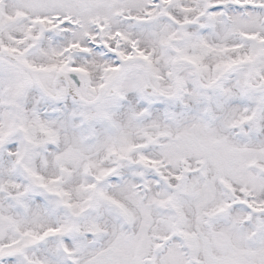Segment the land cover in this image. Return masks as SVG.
I'll return each instance as SVG.
<instances>
[{"label": "snow or ice", "instance_id": "snow-or-ice-1", "mask_svg": "<svg viewBox=\"0 0 264 264\" xmlns=\"http://www.w3.org/2000/svg\"><path fill=\"white\" fill-rule=\"evenodd\" d=\"M0 264H264V0H0Z\"/></svg>", "mask_w": 264, "mask_h": 264}]
</instances>
